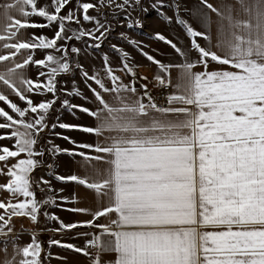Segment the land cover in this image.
I'll list each match as a JSON object with an SVG mask.
<instances>
[{
    "label": "snow or ice",
    "instance_id": "6c2138e0",
    "mask_svg": "<svg viewBox=\"0 0 264 264\" xmlns=\"http://www.w3.org/2000/svg\"><path fill=\"white\" fill-rule=\"evenodd\" d=\"M237 2L245 14L241 18H234L230 3L199 0L193 15L203 31L180 14V4L174 0H155L148 7L142 0H74V6L73 0L0 3V104L4 105L0 106V140L10 142L0 144V176L6 177L0 190L10 194L7 202L0 199V239L6 257L7 241H13L12 255L3 264H40V242L32 235L30 242L15 243L19 236L12 218L26 217L36 223L41 205L53 201L52 196L37 200L33 191L31 174L39 163L36 157L43 154L35 146L49 127L46 117L59 100L57 93L64 91L57 86V76H74L77 71L94 107L70 105L68 99L62 105L79 108L95 123L51 127L82 131L92 139L77 142L57 133L73 148H53L79 156L87 167L85 175L55 178L94 192L96 207L71 209L91 219L60 221L57 231L77 227L95 231L77 233L91 236L83 248L61 240L51 243L92 257V264H264V0ZM149 7L169 25L180 26L188 37L187 46L181 47L155 33L181 58L174 63L157 59L120 33L155 65L156 86L172 89L162 92L160 103L146 84L140 85L144 91L137 89L136 69L127 51L111 45L119 53V67L105 52L102 69L90 73L72 59L81 49L61 43L88 37L94 42L87 47L98 50L113 31L110 16L119 20L122 15L121 22L126 21L129 29L142 28L130 10L146 13ZM105 8L107 13L102 11ZM168 10L173 14L168 15ZM212 13L219 18L215 43ZM32 16L45 23L30 20ZM85 23L92 27H84ZM30 27L50 28L53 35L31 33L22 39L21 30ZM37 51L43 58H36ZM32 66L37 68L35 78L26 72ZM118 72L129 75L130 83H124ZM72 83L69 95L87 100L75 80ZM92 161L107 166L99 168ZM41 182L49 183L42 177ZM50 218L59 220L54 214ZM90 247L97 249L95 254L88 251ZM105 253L111 258L103 259Z\"/></svg>",
    "mask_w": 264,
    "mask_h": 264
},
{
    "label": "crops",
    "instance_id": "0c3cea01",
    "mask_svg": "<svg viewBox=\"0 0 264 264\" xmlns=\"http://www.w3.org/2000/svg\"><path fill=\"white\" fill-rule=\"evenodd\" d=\"M41 3H44L45 0H40ZM95 2V0H92ZM214 4L221 2V0H212ZM225 3H230L234 7L233 16L234 18H241L245 14L240 9V6L237 0H223ZM0 3H3V0H0ZM180 4V14L188 20L195 28L203 31V26L199 23L197 16H194L193 13L199 7V0H178ZM145 6L148 7L150 4L145 2ZM74 6V0H73ZM145 13L141 9L136 8L130 10L132 17L134 19H139L143 27L142 28H132L127 27V22L123 18L111 20L113 25V31L108 35L107 39L104 40L100 49H94L87 47L88 44L93 43L91 39L85 37L81 41L73 40L71 42L61 41V43H70L71 45L81 49L78 56L73 54V61H78L83 65L84 69L88 70L90 73L94 70L102 69V55L107 53L109 60L113 63L114 66L119 67V53L114 52L111 49V45L115 44L119 48L127 51L130 54L129 63L136 69L137 73V83L136 87L139 91H144L140 88L141 84L147 85V91L154 97L155 91L158 88L156 82L153 79V71L155 65H152L151 62L147 61L143 57L140 51L127 43L125 40L121 39L120 33L124 32L126 36L131 37L140 43L145 52L155 56L157 59L164 61H172L174 63H179L181 58L174 53V51L167 45L165 42L160 41L155 38V33L160 32L167 36L169 39H172L179 43L181 47H185L188 44V37L185 35L183 29L176 25H169L165 19L160 16H151L150 10ZM105 13L108 12V9H102ZM92 12V10H90ZM95 15L94 12H92ZM168 15H171V10H168ZM212 18V36L213 42L215 43L216 37V28L219 18L215 13L211 14ZM30 20L36 23H45L42 18L38 16L29 17ZM103 22V21H102ZM226 23V21H225ZM84 27L91 28V24H84ZM45 34L51 37L53 31L50 28H27L21 30V38L26 39L29 34ZM59 55V53H57ZM36 58H43V53L37 51ZM2 67V65H0ZM29 77L35 78L37 73V68L32 66L26 70ZM124 83H130V76L124 72L117 73ZM101 75L103 73L101 72ZM173 78H175L176 71H173ZM142 77H147V79H142ZM75 80V87L79 89L84 96H87L88 99L85 100L80 95H69L73 92V83ZM58 88L63 89L64 91H59L57 93L59 100L49 110V113L46 117V122L49 127L45 128L44 131L40 134L38 143L36 144L37 150H42L43 154L36 157L39 161L37 167L33 170L31 176L34 181L33 191L36 194L37 200H45L48 196L53 197V201L42 204L38 220L36 223H32L26 217H13L12 221H16L17 235L19 239L15 243L23 245L27 242H30L31 236L35 235L37 240L41 245L40 253V264H92V257L84 255L83 253H77L74 250L60 247L58 245L52 244V240H61L63 243H73L79 247L85 246V241L90 239L91 236L77 235V233H93L95 230L88 227H77L71 230H61L57 231L61 227L60 221L65 223L83 221L91 219L89 215L71 211L73 208L80 207H96V194L86 187L81 186L74 182H61L56 179V176H68L72 174L85 175V168L87 165L81 160L79 156H73L66 153H57L53 146L58 145L61 148H73V145L70 144L67 140L62 139L61 136L57 133H61L63 136H70L72 139L77 142H86L92 139L87 133L78 130H67L59 128H52V124L68 123V124H78V125H91L94 124V118L88 114L80 111L79 108H69L62 105L63 99H68L70 105H83L85 107L93 108L94 104L92 102L93 97L88 87L86 86L83 77L79 71L75 75L71 74H61L57 76ZM91 83V81H89ZM107 83V81H106ZM92 87H96L95 84H92ZM0 88H3L0 85ZM172 91V89H170ZM11 99L20 104L23 107V103L12 93H9ZM51 98V94L46 97ZM36 99H40L37 97ZM110 103L117 105V102L112 97H108ZM0 106H4L0 104ZM10 143L7 140H0V144ZM83 149H76V151H82ZM92 155H95L94 153ZM14 163V161H12ZM92 164L96 165L99 168H105L107 165L102 162L92 161ZM41 177L44 180L49 181L48 184L41 182ZM6 181V177L0 176V183ZM51 189V191H50ZM63 189V191H61ZM61 197H66L67 200L61 199ZM10 198V194L7 191L0 190V199L7 202ZM3 211V210H0ZM48 213L49 215H45ZM51 214H54L56 217H59V220L51 219ZM100 222H105L103 219ZM12 244L9 245L7 257L3 251V248L0 249V264H3V261L6 258H10L12 255ZM89 252L95 254L97 249L90 247ZM112 254L105 253L102 258L107 259L111 258ZM19 259V257H17Z\"/></svg>",
    "mask_w": 264,
    "mask_h": 264
},
{
    "label": "rangeland",
    "instance_id": "374dc122",
    "mask_svg": "<svg viewBox=\"0 0 264 264\" xmlns=\"http://www.w3.org/2000/svg\"><path fill=\"white\" fill-rule=\"evenodd\" d=\"M145 2L146 3H154L155 2V0H142V4L145 6L146 4H145ZM174 3H178V0H174ZM109 11V10H108ZM173 14V12L171 11V15ZM150 15L151 16H159L158 15V13L154 10V9H151L150 10ZM121 17L123 18V16L121 15ZM109 18H111V16L109 17ZM114 20V19H113ZM116 20V19H115ZM118 21V20H117ZM158 89V88H157ZM156 89V90H157ZM156 92V91H155ZM12 224L15 226L14 227V231H15V229H16V221L15 220H13L12 221ZM16 232V231H15ZM17 233V232H16ZM11 243H12V240L11 239H9L8 241H7V247H9V245H11ZM4 247V241L2 240V239H0V249L1 248H3Z\"/></svg>",
    "mask_w": 264,
    "mask_h": 264
},
{
    "label": "built area",
    "instance_id": "2783aa9c",
    "mask_svg": "<svg viewBox=\"0 0 264 264\" xmlns=\"http://www.w3.org/2000/svg\"><path fill=\"white\" fill-rule=\"evenodd\" d=\"M162 92L163 93H167V92H170V88H165L163 90L161 89H157L155 94H154V97L157 99V103H160L163 99V96H162ZM94 248V247H93Z\"/></svg>",
    "mask_w": 264,
    "mask_h": 264
}]
</instances>
